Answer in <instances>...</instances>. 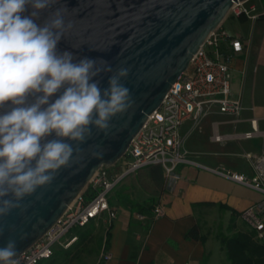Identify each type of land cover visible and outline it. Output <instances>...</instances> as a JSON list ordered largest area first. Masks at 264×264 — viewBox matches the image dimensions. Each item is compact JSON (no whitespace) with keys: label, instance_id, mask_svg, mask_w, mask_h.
<instances>
[{"label":"water","instance_id":"95a60500","mask_svg":"<svg viewBox=\"0 0 264 264\" xmlns=\"http://www.w3.org/2000/svg\"><path fill=\"white\" fill-rule=\"evenodd\" d=\"M233 1L53 0L41 12V24L57 9L64 19L60 51L72 52L76 60L92 58L101 69L111 67L112 72L102 71L95 78L102 89L117 69L128 70L121 83L129 89L132 104L112 118L107 133L93 127L84 142H73L69 166L61 167L51 184L38 187L18 207L0 215V247L15 240L20 254L56 221L100 166L121 157Z\"/></svg>","mask_w":264,"mask_h":264},{"label":"clouds","instance_id":"9594fccd","mask_svg":"<svg viewBox=\"0 0 264 264\" xmlns=\"http://www.w3.org/2000/svg\"><path fill=\"white\" fill-rule=\"evenodd\" d=\"M52 4L0 0V215L51 184L69 166L73 142H84L93 127L107 133L112 118L132 104L121 83L127 69H117L102 89L95 78L112 72L110 66L101 69L92 58L76 60L59 50L60 11L38 23ZM16 254V241L9 240L0 247V262L14 264Z\"/></svg>","mask_w":264,"mask_h":264},{"label":"crops","instance_id":"0c3cea01","mask_svg":"<svg viewBox=\"0 0 264 264\" xmlns=\"http://www.w3.org/2000/svg\"><path fill=\"white\" fill-rule=\"evenodd\" d=\"M236 36V35H234ZM238 37V36H237ZM241 51L234 52L227 43L222 49L231 54V87L234 96H241L243 109L234 118L215 110L198 121L183 122L180 133L183 147L189 156L210 167L227 169L251 176L253 162L264 156V106L254 111L252 90L259 89L264 105V75L247 72L245 54L247 41ZM256 67V66H255ZM257 119L259 133L243 139L236 134L250 130V119ZM216 131L224 136L222 141H214ZM262 138L260 142L257 139ZM250 140V141H249ZM180 179L167 186L163 169L147 166L123 178L120 187L109 202L116 209V217L110 222L109 247L111 257L103 264H229L226 252L216 233H232L249 229L240 219L239 212L263 198V194L249 186L230 180L205 169L182 164L178 167ZM145 206L159 201L164 214L150 219L151 208L143 212L148 217L137 220L136 210L130 202ZM194 203L213 205L193 206ZM218 204L225 206L220 209ZM209 210L217 212L222 220L218 232L208 229L202 215ZM232 211L237 212L232 219ZM198 224L205 240L187 239L185 232Z\"/></svg>","mask_w":264,"mask_h":264},{"label":"built area","instance_id":"2783aa9c","mask_svg":"<svg viewBox=\"0 0 264 264\" xmlns=\"http://www.w3.org/2000/svg\"><path fill=\"white\" fill-rule=\"evenodd\" d=\"M228 12L234 17L244 16L254 21L264 9L259 11L250 0H237L232 2ZM223 43L229 44L234 52L241 51L245 45L243 40L228 33L220 24L211 30L193 53L188 67L171 84L159 106L148 114L121 157L110 165L100 166L56 221L12 258L14 264H52L56 247L67 248L77 239L76 234L71 232L73 228L81 229L97 220H103L110 226L117 214L109 202L111 191L126 176L152 165L163 169L167 186L180 179L177 169L187 164L261 192L263 198L240 211L239 217L264 243V156L253 162L254 173L251 176L225 167H210L189 156L180 133L186 120L196 122L213 110L236 118L243 109L241 96H234L232 92L231 54L222 49ZM258 133L254 117L250 119V130L236 134V137L248 139ZM212 139L222 141L224 136L214 131ZM163 214L161 204L155 202L150 219ZM134 216L137 220L148 217L142 212H136ZM110 257V252L102 253L104 261Z\"/></svg>","mask_w":264,"mask_h":264},{"label":"rangeland","instance_id":"374dc122","mask_svg":"<svg viewBox=\"0 0 264 264\" xmlns=\"http://www.w3.org/2000/svg\"><path fill=\"white\" fill-rule=\"evenodd\" d=\"M250 2L257 5L259 11L264 9V0H250ZM220 25L228 33L242 37L247 41L248 45L244 57L247 72L252 73L255 70V74L264 75V17L254 21L248 19L240 21L238 17H234L228 12ZM262 98L263 96L259 92V89L252 90V106L254 111L263 108ZM261 139H257V142H260ZM119 189L120 187H116L112 191L111 197L114 204L116 201L115 196ZM202 221L208 229L213 228L214 233L218 232L222 226L220 215L212 210L202 215ZM109 229L110 226L103 220L91 222L82 229L73 228L71 232L75 233L77 238L80 232H88L86 247L82 250H80V247L73 248L72 245L77 239L67 248L56 247L52 264H97L102 259L104 238Z\"/></svg>","mask_w":264,"mask_h":264},{"label":"trees","instance_id":"16d2710c","mask_svg":"<svg viewBox=\"0 0 264 264\" xmlns=\"http://www.w3.org/2000/svg\"><path fill=\"white\" fill-rule=\"evenodd\" d=\"M263 17H264V14L260 15L258 19L263 18ZM238 19L240 21L246 20L244 16H239ZM129 202L133 210H136L142 213L148 212L149 209L152 207V205L145 206L139 203H135L133 201H129ZM155 202H158V201H154V203ZM201 205L210 206V205H213V203H194L193 204V206H201ZM218 207L220 209H225V206L222 204H218ZM236 215H237V212L232 211L231 213L232 219H234ZM87 234H88L87 231L80 232V235L77 238V241L72 245V247L73 248L80 247V250L84 249L86 247ZM215 236L216 238L219 239L221 245L224 247L225 252H226V258L229 264H264V243H262L260 240H258L255 237L253 230L251 229L236 230L232 233L218 232L216 233ZM184 237L187 239H198L202 241H204L206 238L205 235L200 232V227L198 224H195L191 228H189L185 232ZM109 238H110V234L109 232H107L105 234L104 243H103L104 252L108 251ZM52 260H51V263H52ZM104 262L105 261L103 259H100L97 264H103Z\"/></svg>","mask_w":264,"mask_h":264}]
</instances>
